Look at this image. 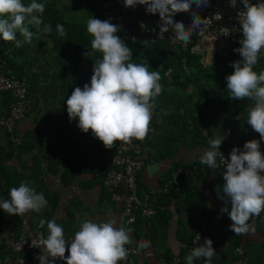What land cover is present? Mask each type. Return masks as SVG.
Masks as SVG:
<instances>
[{"label":"crops","instance_id":"1","mask_svg":"<svg viewBox=\"0 0 264 264\" xmlns=\"http://www.w3.org/2000/svg\"><path fill=\"white\" fill-rule=\"evenodd\" d=\"M252 2L255 4L257 0ZM28 27L34 33L30 43L23 42L19 32L17 39L23 42L22 47L17 48L14 42L2 43L8 64L21 67L31 102L11 132L0 127V200L10 199V189L24 181L38 194L43 193L48 204L40 212L30 210L26 214L33 231L45 235L47 221L53 219L63 228L64 235L75 234L85 220L105 223L116 219L119 224L120 205L109 200L99 181V175L109 165L110 148L100 144L91 129L82 132L77 127L78 118L70 121L66 104L76 87L90 84L94 61L102 58V54L85 57L83 53L91 50L87 49L86 39L38 33L32 29L33 25ZM204 44L201 38L196 39L191 48L202 64L231 53H226L218 42ZM209 46L214 50L206 52ZM168 78L164 71L160 80L162 92L154 97L156 108L144 138V164L136 177L139 193L159 186L174 163L194 167L209 148L211 137L226 135L222 144L259 139V133L247 123L254 101L241 109L236 108L240 101L235 102L227 120L208 107L207 120L202 122L193 118L192 104L196 99L193 85L174 86L167 82ZM5 101L0 94V111ZM260 150L264 152V141ZM198 167V174L190 172L187 179L191 181L188 185L199 193L203 214L192 211V204L184 201V181L181 182L179 193L165 200L156 214L148 218L138 216L128 226L134 229L131 243L138 250L133 261L168 264L174 254H181L184 259L187 255L182 252V241L200 231L202 243L205 238L213 241L217 253L213 264L228 257L234 243L249 251L252 264H264V211L256 217L253 233L236 236L230 230L232 221L228 214L220 211L225 206L218 198L222 169H210L203 164ZM228 208L230 211L231 205ZM0 211L5 215L2 208ZM61 262L59 258L54 260V264ZM0 264H11L10 256L2 249Z\"/></svg>","mask_w":264,"mask_h":264},{"label":"clouds","instance_id":"2","mask_svg":"<svg viewBox=\"0 0 264 264\" xmlns=\"http://www.w3.org/2000/svg\"><path fill=\"white\" fill-rule=\"evenodd\" d=\"M123 3L125 8L146 5V13L160 17L159 31L167 33L171 29L173 39L185 44L207 21L192 9V5L195 4L197 9L210 6V0H123ZM241 3L245 11H240L238 15L241 17L243 38L239 41L241 47L234 51L242 59L230 65L234 72L226 76L227 91L232 100L249 98L254 101L247 123L259 133V139L246 141L243 149L233 147L230 160H226L220 147L227 136H217L208 140L209 148L200 157V163L210 169L220 167L217 158H221L226 165L223 173L225 183L222 194L218 190V198L224 201L225 206L220 211L228 214L232 221L230 230L236 236L253 233L255 229L249 220L264 211V152L260 150L261 141H264V71L257 74L253 70L258 63V55H264L260 51L264 48V0H257L255 4L251 0H241ZM236 4L237 0H230V6L235 7ZM45 7V3L37 0L28 4L23 0H0V37L20 48L23 42L30 43L33 38L34 33L28 25L43 33H51L50 24L40 28ZM181 12L191 14L190 25L183 20H174ZM215 16L218 20L222 19L220 13ZM86 28L93 39L91 50L83 55L91 57L99 52L102 58L94 61L90 84L76 87L67 98L69 120L78 118L77 127L84 133L91 129L93 136L106 148L114 147L116 141L130 144L133 138L143 140L149 132L156 108L154 97L162 92L159 71H149L147 62H130L133 49L117 35L120 26L113 24L110 18L100 20L91 16ZM56 31L60 37L67 35L62 24L56 25ZM17 32L24 37L23 42L17 39ZM9 196L10 199L0 200V208L8 215L21 216L30 210L40 212L48 204L44 194H38L26 181L21 182L19 187L11 188ZM228 204L231 205L230 211ZM47 229L48 236L42 240L45 254L39 256L40 264H54L57 258L65 260L66 264H118L127 259L125 245L132 242L130 234L134 231L131 227L118 225L116 219L105 223L85 220L69 243L63 228L54 219L47 221ZM197 239L200 240V237ZM212 245L213 241L205 238L185 257L187 264L202 258H206L204 264H213L217 253ZM66 249L69 252L67 257ZM20 264H24L23 259Z\"/></svg>","mask_w":264,"mask_h":264},{"label":"built area","instance_id":"3","mask_svg":"<svg viewBox=\"0 0 264 264\" xmlns=\"http://www.w3.org/2000/svg\"><path fill=\"white\" fill-rule=\"evenodd\" d=\"M98 1V19H111L113 24L120 26L117 35L127 42L140 41L141 43L164 40L174 49L186 51L193 39H200L203 43L218 42L226 53L232 52L233 48L239 44L243 38L240 19L238 15L243 9L241 0H237L235 7L230 6V0H210V6L197 9L195 4L192 9L202 18L207 19L205 26L193 33L188 43H183L173 39L174 32L170 29L167 33H161L160 17L158 14L146 13V5H137L136 8H125L123 0H97ZM220 13L222 19L218 20L215 16ZM174 20H183L186 25L192 23V16L189 12L178 13ZM204 44V45H205ZM2 46V44H1ZM241 46V45H240ZM213 47L206 48L209 52ZM190 49V48H189ZM264 49V48H263ZM6 51L0 49V93L5 92L7 98L3 108L0 111V127L11 132L15 123L25 115L30 107L31 99L27 92V81L23 75H17L14 68L8 64V55ZM169 74L170 68L165 70ZM215 138V137H211ZM100 144L102 141L98 139ZM143 140L132 139L130 144L123 141L114 142L115 146L110 148L109 167L99 177L101 185L104 186L109 200L120 205L119 224L128 227L134 222L137 216L148 218L156 214V198L168 190L172 184L175 189L180 188L177 180L178 176H189L188 169L177 167L170 178L164 181L163 185L150 188L146 192L139 193L137 189L136 177L144 164L143 158ZM243 144L235 142L222 144L220 151L226 160H230V152L233 147L243 149ZM223 173L226 171V165H223L222 159L217 158ZM225 181L220 182V194ZM159 209V207H158ZM249 223L256 229V217L250 218ZM118 224V225H119ZM48 236L40 231H33L27 214L8 215L5 212L4 225L0 231V245L3 251L8 253L11 258V264H20L23 259L24 264H40L39 256L45 254L43 239ZM200 237V240L197 238ZM74 234L65 235V239L71 243ZM202 244L201 232L193 233L188 239L182 241L181 248L186 253H190L194 247ZM128 251L127 259L119 261L118 264H136L133 257L138 254V250L132 243L126 244ZM236 257L227 263L223 261L218 264H249L250 254L241 244L234 248ZM69 252L66 249L65 256ZM204 259L198 260L197 264H204ZM65 261V260H64ZM168 264H187L182 262L179 254L172 255ZM194 264V263H193Z\"/></svg>","mask_w":264,"mask_h":264},{"label":"trees","instance_id":"4","mask_svg":"<svg viewBox=\"0 0 264 264\" xmlns=\"http://www.w3.org/2000/svg\"><path fill=\"white\" fill-rule=\"evenodd\" d=\"M251 3H253L252 0H251ZM3 42L4 41L2 37H0V49L2 50L4 49V46H1ZM194 42H195V38L193 39L192 43L189 46L190 49L188 48L186 51H181L179 49L171 48L164 40H157L154 42H146V43L135 41V42H127L126 44L131 49H133V58L130 62L137 63V64L147 62L150 66L149 71H152V70L159 71L160 75H163L164 71L167 68H170L169 78L167 80L168 83H170L171 85L180 86V87H184L187 84L193 85L194 93L196 94V99L194 100L192 104L193 109L195 110V115H193L194 119L202 121V122H206L207 112L205 111V109L207 110L208 107H213L212 111L214 114L216 115L218 114L221 118L223 117V118H226L227 120L228 116L231 115L232 107L234 106L233 102H229L228 104H225L223 102L220 103L219 100L222 97L220 91H218V94H219L218 95L216 91L213 92L209 90V88H211L210 84L221 86L222 83L225 82L226 76L234 72V69L230 66L231 63L242 59L240 54L238 52H235L234 49H237L241 46L240 45L235 46L233 48V51L230 54L226 55L225 57H219V58L216 57L217 59H215L212 63L205 65V64L200 63L198 56L191 52V48ZM260 51L262 54H264L263 48ZM14 68H15L14 70L17 75H22L20 66L19 67L14 66ZM253 68H254L253 70L257 72V74H259L261 71H264V55H258V63ZM0 94L3 95L5 99L7 98V94L5 92H1ZM240 101L241 103L238 107H236L237 109H241L243 105L246 106L247 104L253 102L249 98H245L244 100H240ZM207 129H208L207 131L210 130L209 128ZM210 134L211 133L209 131L208 135ZM238 144H243V143H238ZM200 164L201 163L197 161L194 167H191V165H188L187 168H185L180 163H174L173 166L170 167L168 171L165 173V177L163 178L160 185H163L164 181L170 178L172 172L177 167H179L182 170L188 169L189 172H191L194 175H197L199 172L198 165ZM108 167L109 165L106 167L104 171L101 172L99 177L108 169ZM222 178H223V175H222ZM177 180L179 183L184 181V184H183L184 201L188 205L192 204L191 206L192 211H199L201 214H203L202 200L200 199L199 193L197 192L196 188L193 185H188V182H191V181L188 180L187 177H184L182 175L178 176ZM99 181H100V178H99ZM179 191H180V188L175 189L174 186L170 184L168 186V190L166 193L160 194L159 196H157L156 210L158 211V207L161 206L165 202V200H167L171 196L173 197L176 196L179 193ZM3 225H4V215L0 211V231L3 228ZM237 244L238 243H234L231 254L228 257L221 259L219 262L223 261L224 263H227L233 258H235L237 255L235 253L234 248L237 246ZM0 249H2L1 245H0ZM182 252L186 253L185 250L183 249H182ZM188 254L190 253H186V255ZM180 257H182L181 254H180ZM183 257H182V262L187 263L186 259L185 258L183 259ZM59 260L62 261L61 264H66V261L61 260V259ZM193 263L197 264L198 260H194ZM248 263L249 264L253 263L252 255H250Z\"/></svg>","mask_w":264,"mask_h":264},{"label":"rangeland","instance_id":"5","mask_svg":"<svg viewBox=\"0 0 264 264\" xmlns=\"http://www.w3.org/2000/svg\"><path fill=\"white\" fill-rule=\"evenodd\" d=\"M23 2L28 4L31 0H23ZM37 2H42L46 5L45 11L42 14L43 24L40 28H43L44 24H50L52 28L51 34H58L56 31V25L58 23L62 24L65 27L67 35L86 39L87 49H91L90 42L93 37L87 32L86 23L91 16L98 19L97 0H37ZM32 29L38 30V33H43L35 26ZM219 86L220 85L210 84L211 88H209V90L213 92L216 91L217 94L218 91H220L222 95L219 100L220 103L223 102L228 104L229 102H233L234 104L235 102L240 101L239 99L232 100L229 98L230 94L227 91L226 80L220 87Z\"/></svg>","mask_w":264,"mask_h":264}]
</instances>
